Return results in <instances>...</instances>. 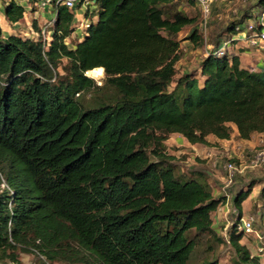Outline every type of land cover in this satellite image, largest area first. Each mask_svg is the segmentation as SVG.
Listing matches in <instances>:
<instances>
[{"label": "trees", "instance_id": "16d2710c", "mask_svg": "<svg viewBox=\"0 0 264 264\" xmlns=\"http://www.w3.org/2000/svg\"><path fill=\"white\" fill-rule=\"evenodd\" d=\"M95 1L73 47L75 14L65 6L49 45L0 26V262L21 264L23 252L45 264H188L190 233H213L227 194L178 176L165 142L180 134L211 146L210 136L230 140L235 128L244 141L264 134V68L242 66L235 50L204 58L198 75L179 74L178 35L191 26L188 39L202 37L195 18L174 11L177 0ZM25 11L10 0L6 22ZM87 74H105L114 95L85 106L78 97L102 89ZM253 186L232 198L239 221ZM237 225L228 238L235 263L264 264Z\"/></svg>", "mask_w": 264, "mask_h": 264}, {"label": "rangeland", "instance_id": "374dc122", "mask_svg": "<svg viewBox=\"0 0 264 264\" xmlns=\"http://www.w3.org/2000/svg\"><path fill=\"white\" fill-rule=\"evenodd\" d=\"M255 4L256 6H254ZM257 4L258 0H226L224 2L219 0L213 5L211 17L205 22L199 6L193 0H177L173 6L174 11L181 10L191 18H195L197 20L198 33L202 37V45L189 40L188 36L192 32L191 26L186 27L178 35L181 44V59L177 64L178 73L192 72L198 75L202 60L209 56L212 50L217 48L216 44L218 42L221 43L228 36H234L236 39L233 31L226 33L225 29L228 24L242 18L246 11L250 10L249 16L241 24V27L245 28L248 23L253 21V17L260 13L264 7V0ZM45 18L51 20L54 15L47 12ZM28 20L30 23H35L31 16H28ZM36 24L38 25V23ZM12 32L14 31L12 30ZM75 32L77 33L78 29ZM79 33L85 34L86 31L79 30ZM82 39V36L78 37L77 34H73L68 41L69 46L73 47L76 42ZM238 44L248 50L247 53L251 55H256L260 51L259 48H251L245 42H239ZM257 50L259 51L257 52ZM237 52L238 50L236 49ZM232 53L234 54L235 50ZM64 62L66 63V61ZM88 76L93 78L97 86L102 87V89L91 94H81L78 98L85 106L93 105L95 96L107 99L114 95V90L105 86V74L98 77L94 75ZM181 140H183L181 136L173 134L168 136L166 143L167 153L174 158L173 163L176 174L185 180L198 179L207 183L216 197L226 193L228 202L227 205L219 206L220 208L216 210L217 212L212 214L215 223L213 233L199 236H196L195 232L190 233L189 237L196 239V246L188 264H203L211 259H217L221 264H236L234 251L228 243L231 227L234 222H239L237 213H231V210L234 209L233 205H231L232 198L240 190L248 189L250 184L254 186L248 201L244 203L246 210L243 216L255 218V228L258 229L263 239L257 238L253 234L243 235L242 241L245 240L247 248L253 255H256L259 249L264 247V194H262L264 188V163L257 167H252V161L255 154L264 149V135L256 133L252 139L242 141L238 139L236 129H234L232 138L228 142L212 139L213 144L211 146L191 145L187 141L183 143ZM206 156L207 158H205ZM232 161L239 168H242L243 171L236 173L233 182L226 185L225 181H223L226 173L225 166ZM260 255L263 256L261 258L264 261V254ZM19 259L21 264H45L42 259L33 253L20 252ZM0 264L13 263L5 261L0 262ZM53 264L67 263L58 261Z\"/></svg>", "mask_w": 264, "mask_h": 264}, {"label": "built area", "instance_id": "2783aa9c", "mask_svg": "<svg viewBox=\"0 0 264 264\" xmlns=\"http://www.w3.org/2000/svg\"><path fill=\"white\" fill-rule=\"evenodd\" d=\"M10 0H0V26L6 23V18L4 15L5 5ZM17 3L25 7V15L24 20L17 23H9L12 30L15 32V35H20L23 38H31L35 40H42L46 45H49L51 36H52V28L54 27L56 18H57V8L59 6H65L70 11L75 14V31L78 29V32H74L78 37H84L85 34L79 33V30L86 31L93 20L90 17H86L87 12H92V10L97 9V3L95 0H16ZM200 8L202 16L207 22V20L211 17L213 5L219 0H193ZM226 1V0H221ZM249 1V0H244ZM263 1V0H262ZM260 3V2H259ZM258 3V4H259ZM50 12L54 15V18L51 20L44 19V22L37 25L35 27V23L29 22L28 16H30L31 12ZM82 11V12H81ZM33 20H39L37 18H33ZM25 24L27 27V31L23 33L17 29V26ZM241 23H238L234 28V36H228L227 39L222 41L217 48L212 50L210 54H213L216 57H232L233 51L236 49L237 44L239 42H245L251 48H259L264 49V7L253 17V21L248 23L245 28L241 27ZM69 40L66 41L67 44ZM264 163V149L258 151L254 159L252 161V167H257ZM225 175L223 177V181L228 185L233 182L236 173L242 172V168H239L235 163L230 162L225 166ZM226 205L228 202L226 201ZM238 232L242 235H255L257 238L263 239L261 237L258 229L255 228V218L251 216H243L237 225ZM260 254H264V247L259 249V252L255 256L263 257Z\"/></svg>", "mask_w": 264, "mask_h": 264}, {"label": "crops", "instance_id": "0c3cea01", "mask_svg": "<svg viewBox=\"0 0 264 264\" xmlns=\"http://www.w3.org/2000/svg\"><path fill=\"white\" fill-rule=\"evenodd\" d=\"M82 12V11H81ZM47 15V13H45V12H37V11H35V12H31L30 13V16L32 17V19L33 18H37V19H39L38 21H35V24L36 23H38V24H40V23H42L43 21H44V19H45V16ZM4 27V28H3ZM3 27H2V32H3V34L5 35V36H9V35H15V32H12V28H11V26L9 25V23H5L4 25H3ZM17 29L18 30H20L22 33L24 32V31H27L28 29H27V27L25 26V24H22V25H20V26H17ZM236 49L237 50H242L241 52L240 51H238V52H240L239 54H240V56H241V60H242V66H244V67H246V68H248V69H250V70H254V71H259V70H261L262 68H264V49H260V51L259 50H257V54L256 55H251V54H249V53H247V51L248 50H246L244 47H242L240 44H237V47H236ZM235 49V50H236ZM262 66V67H261ZM261 67V68H260ZM236 129V128H235ZM238 134V132H237V130H236V135ZM171 135H173V134H171ZM174 135H179V136H181L180 134H174ZM259 135H264V134H259ZM182 138H183V140H181V142H186L187 140L183 137V136H181ZM253 137V136H252ZM212 139H214V140H216V141H222V142H228L229 140H219V139H217V138H214V137H212V136H210L209 137V141L211 142V144H213V142H212ZM252 139V138H251ZM167 141H168V139H167ZM167 141L165 142V145H166V143H167ZM242 141H244V140H242ZM188 142V141H187ZM189 143V142H188ZM189 144H191V143H189ZM191 145H193V144H191ZM205 158H207V156L205 157ZM249 199V198H248ZM248 199L244 202V203H246L247 201H248ZM243 203V210H244V212H245V210H246V205ZM228 207V206H227ZM220 208V207H219ZM226 208V207H225ZM227 212H228V210H226ZM215 212H217V211H215ZM214 212V213H215ZM225 217V216H224ZM213 226L215 227V223L213 224ZM242 244H244L245 245V240H243L242 241ZM253 255V254H252Z\"/></svg>", "mask_w": 264, "mask_h": 264}, {"label": "water", "instance_id": "95a60500", "mask_svg": "<svg viewBox=\"0 0 264 264\" xmlns=\"http://www.w3.org/2000/svg\"><path fill=\"white\" fill-rule=\"evenodd\" d=\"M88 75V74H87Z\"/></svg>", "mask_w": 264, "mask_h": 264}]
</instances>
